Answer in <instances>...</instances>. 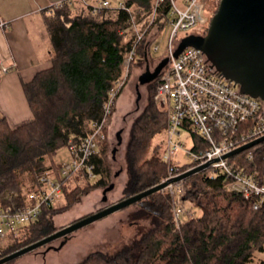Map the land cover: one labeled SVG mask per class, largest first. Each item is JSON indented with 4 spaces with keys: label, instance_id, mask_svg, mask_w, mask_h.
Returning a JSON list of instances; mask_svg holds the SVG:
<instances>
[{
    "label": "trees",
    "instance_id": "16d2710c",
    "mask_svg": "<svg viewBox=\"0 0 264 264\" xmlns=\"http://www.w3.org/2000/svg\"><path fill=\"white\" fill-rule=\"evenodd\" d=\"M100 1L103 0H91L86 5L75 0L61 9H49L45 24L52 43L51 67L23 85L33 119L15 128L10 127L6 118L0 119V204L5 207L27 204V194L38 188L43 174L52 171L57 175V167L48 160L60 149L88 136L97 121H104L106 135L92 158L98 180L90 183L84 171L63 179L67 207L90 190L111 184L105 144L115 101L125 86L120 88L119 83L127 78L123 76L125 59L134 49L136 55L127 67L128 74L142 52L145 59L153 56L152 48L145 46L144 35L141 39L138 34L128 38L133 10L139 16L155 11L156 21L167 27L172 3L164 0L155 6V0H124L125 8L106 9L102 15H95L92 6ZM75 2L79 6L76 10L72 9ZM159 79L160 76L154 82V93ZM116 89L114 104L106 114L110 93ZM154 93L131 129L125 198L156 186L169 174V165L163 160L165 147L154 145V139L167 128V115L154 102ZM200 140L193 135V142L198 144ZM229 161L237 169L257 173L264 179V143ZM185 167H179V171ZM71 181L76 183L73 188H69ZM227 183L223 175L210 178L197 173L188 177L184 183V203L191 201L201 214L188 218L179 228L174 222L168 191L140 200L136 203L137 216L149 219L151 228L114 254L96 250L80 264H253L256 251L264 249V206L254 210L242 194L227 190ZM60 209L43 207L36 222L9 234L0 246V258L54 233L52 215Z\"/></svg>",
    "mask_w": 264,
    "mask_h": 264
},
{
    "label": "built area",
    "instance_id": "2783aa9c",
    "mask_svg": "<svg viewBox=\"0 0 264 264\" xmlns=\"http://www.w3.org/2000/svg\"><path fill=\"white\" fill-rule=\"evenodd\" d=\"M73 1L63 0L52 7L61 9ZM79 1L86 5L91 2ZM115 1L116 7H113L112 0L98 2L92 6L93 14L102 15L106 9L125 8L124 0ZM162 1L155 0V6ZM171 3V29L166 56L169 63L160 75L154 101L167 115L163 160L169 165V174L162 182L179 176V167L187 166L188 171L209 164L199 173L210 178L223 175L228 181L225 188L239 192L249 201L251 208L259 210L264 206V179L257 173L248 174L237 169L229 161L232 157L224 156L264 136V101L243 94L238 84L216 72L204 52L194 46L186 47L178 57H174L182 39L206 24L207 19L201 0H186L183 7L176 0H171ZM181 35L184 37L179 39ZM141 37L138 34V39ZM157 50L158 47L153 48V52ZM135 55L132 49L125 59V66L128 67ZM9 71L10 68L0 59V75ZM116 92L117 89L110 93L106 114H109ZM103 127L104 121L94 122L88 136L69 145L70 160L57 166V175L51 171L40 177L38 188L27 194V204L18 208L0 204V240L36 222L43 207H56L62 200L63 179L82 171L89 181L98 178L92 158L106 139ZM193 135L199 136L201 143L193 142ZM187 138L191 139L189 147L186 145ZM195 145L198 146L193 151ZM179 151L186 159L184 163L176 161ZM164 190L171 196L174 222L179 228L186 217L183 180L169 184Z\"/></svg>",
    "mask_w": 264,
    "mask_h": 264
},
{
    "label": "rangeland",
    "instance_id": "374dc122",
    "mask_svg": "<svg viewBox=\"0 0 264 264\" xmlns=\"http://www.w3.org/2000/svg\"><path fill=\"white\" fill-rule=\"evenodd\" d=\"M185 1L176 0V3L180 7H183ZM219 2L220 0H201V4L204 7V15L207 19L206 24L201 25L194 32L192 31L191 34H203L208 29L212 16H214L218 9ZM112 3L113 7H116L117 2L112 0ZM133 12L134 18L132 20V27L128 30V38L133 34L144 35L145 46L148 45L150 49L152 48V51L153 48L158 47V50L153 52L154 58L148 55L147 59H145L142 52L128 74L127 66H125L123 76L124 78L127 77V80L125 79L124 82L121 81L119 83V85L122 83L125 86H123L121 94L115 101V108L107 128V144H105L107 145L109 162L111 164L110 185H113V187L111 189L107 187L92 189L88 193L79 196L69 207H67L68 200L63 195L62 200L56 206L61 209L52 215L53 232L61 228L63 229V227L125 198L124 190L128 181L126 152L131 129L148 105L150 95L154 93V82L149 85H140L139 79L147 67H150L153 71L162 59H166L171 29L170 26L164 27V25L156 21L157 14L155 11L147 16L136 15L135 10ZM183 37L181 35L179 39ZM155 94L156 91L154 93V100ZM119 139H121V142ZM164 141L165 132L154 139V145L162 144L164 146ZM186 145L188 147L191 146L190 138H187ZM70 158L68 148L64 147L48 162L61 164L69 161ZM176 161L180 163L186 161L181 151L177 153ZM186 168H182L180 173L187 172ZM97 180L98 178L90 180V183H94ZM185 180L183 179V183H185ZM77 183L83 185L82 181ZM75 184L74 181H71L69 188L75 187ZM226 189L229 190L228 187ZM184 207L186 217L182 219L183 222L192 216H199L201 214V210L191 201H187ZM138 210V206L133 204L70 234L66 242H64L65 244L59 250L55 249L62 244L64 239L53 241L6 264H80L87 255L96 250H101L109 255L114 254L116 251L132 243V241H136L151 228L152 223L149 219L137 216ZM4 242H6L5 239L3 242L0 240V246ZM44 253L47 256L42 258ZM261 262H264V249L261 252L256 251L253 259V264H261Z\"/></svg>",
    "mask_w": 264,
    "mask_h": 264
},
{
    "label": "water",
    "instance_id": "95a60500",
    "mask_svg": "<svg viewBox=\"0 0 264 264\" xmlns=\"http://www.w3.org/2000/svg\"><path fill=\"white\" fill-rule=\"evenodd\" d=\"M206 31L205 35L192 33L182 40L174 57H178L186 47L194 46L204 52L216 72L238 84L243 94L264 101V0H220L218 9L212 16ZM168 63V57L162 59L155 73L141 75L139 84L156 80ZM119 141L121 142V139ZM262 143H264V136L242 145L224 158L236 156ZM208 165L192 168L173 179L161 182L146 191L123 198L91 213L43 239L0 258V264H6L53 241L64 239L62 244L55 249L59 250L69 235L75 231L136 204L140 200L164 190L171 183L185 180V178L199 173ZM112 187L113 185H110L107 188L111 189Z\"/></svg>",
    "mask_w": 264,
    "mask_h": 264
},
{
    "label": "crops",
    "instance_id": "0c3cea01",
    "mask_svg": "<svg viewBox=\"0 0 264 264\" xmlns=\"http://www.w3.org/2000/svg\"><path fill=\"white\" fill-rule=\"evenodd\" d=\"M60 1L0 0V59L10 68L0 75V119L6 118L12 128L33 119L23 85L51 67L52 43L45 20L50 7ZM76 7L77 2L72 9Z\"/></svg>",
    "mask_w": 264,
    "mask_h": 264
},
{
    "label": "flooded vegetation",
    "instance_id": "af4514ba",
    "mask_svg": "<svg viewBox=\"0 0 264 264\" xmlns=\"http://www.w3.org/2000/svg\"><path fill=\"white\" fill-rule=\"evenodd\" d=\"M159 64H160V63H159ZM159 64H158L157 66H155V68L153 69V71H152V69H150V67H147L146 71H145L143 74L148 73L149 75H151V74L155 73L156 70H157V68H158V66H159ZM163 70H164V69H163ZM163 70L161 71V73L163 72ZM161 73H160V75H161ZM160 75H159V76H160ZM158 78H159V77H158ZM158 78H157V79H158ZM157 79H156V80H157ZM156 80H154V81H152V82H145V83L142 84V85H149V84L155 82Z\"/></svg>",
    "mask_w": 264,
    "mask_h": 264
}]
</instances>
